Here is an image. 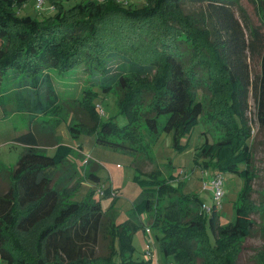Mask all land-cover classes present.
Segmentation results:
<instances>
[{
  "label": "trees",
  "instance_id": "trees-1",
  "mask_svg": "<svg viewBox=\"0 0 264 264\" xmlns=\"http://www.w3.org/2000/svg\"><path fill=\"white\" fill-rule=\"evenodd\" d=\"M28 1L0 0V102L11 103L13 95L33 116L48 114L60 98L50 71H68L87 63L92 77L85 89V102L93 122L71 120L68 133L73 137L95 129L98 143L135 152L143 138L138 132L143 117L152 135L172 133L173 145L181 151L189 144L188 140L182 143L183 139L191 135L205 113L200 93L204 83L212 82L213 91L228 88L226 97L216 99H225L223 112L230 117L233 129L212 140L205 131L193 161L203 168L213 164L216 174L235 172L245 180L232 224L220 225L215 206L208 214L201 209L203 202L199 198L176 195L179 191L170 185L177 180L174 174L168 179H145L136 174L135 181L143 187V194L135 210L138 214H153L154 225H162L161 249L177 264L180 254L189 259L188 253L176 250L179 238L194 233L205 234L208 249L218 251L215 258L221 259L220 264H235L230 246L250 236L255 225L251 217L254 154L243 116L252 92L257 120L264 125V0L255 1L261 11L260 25L240 8L249 38L235 16L232 0H201L207 4L202 17L186 13L184 0H146L142 5L128 2V6L118 0H81L70 6L65 0H51L56 12L43 18L18 13L17 8ZM248 51L260 59L255 79L247 61ZM5 77L13 83L7 88L2 87ZM96 87L106 93L124 90L118 103L128 118L127 124L120 126L112 119L102 121L95 103L99 93ZM142 104L146 107L139 115L135 108ZM231 105L237 108L240 118L230 112ZM15 140L25 145L17 165L12 169L0 165L14 182L6 193H0V262L134 264L131 232L106 216L100 200L90 196L83 202L72 201L76 188H69L67 176L56 179L57 170L70 161L74 148L57 143L54 154H46L31 129ZM86 176L100 181L94 171L86 172ZM167 194L171 198L167 207L179 206V210L172 209L169 220L161 221L157 210ZM261 212L264 213V200ZM166 223L168 226H164ZM38 227L32 251L17 238L14 247L10 246L8 234L13 228L20 234H30ZM104 237L108 247L107 254L102 255L97 248ZM116 238L120 239L119 246ZM208 264L216 263L210 260Z\"/></svg>",
  "mask_w": 264,
  "mask_h": 264
},
{
  "label": "rangeland",
  "instance_id": "rangeland-1",
  "mask_svg": "<svg viewBox=\"0 0 264 264\" xmlns=\"http://www.w3.org/2000/svg\"><path fill=\"white\" fill-rule=\"evenodd\" d=\"M79 1L81 0H65L63 2L66 6H70ZM118 1L123 6H128L130 3L142 5L146 0ZM127 1L130 3H126ZM255 1L256 3L260 2L257 0H232L230 2L235 16L244 27L247 38L250 37V32L244 23L240 8L248 13L254 24L260 25L262 24L261 11ZM183 8L186 13L202 17L207 11V4L201 0H184ZM17 11L20 15L30 14L43 18L54 15L56 9L51 0H45L42 8L37 7V0H29L27 4L18 7ZM247 55L251 76L255 79L260 71V59L257 56H252L250 51ZM87 66V63H82L68 71L55 69L50 71L53 85L57 93L60 94V98L48 114L33 116L27 111V107L18 103L13 95L10 97L12 98L11 103H7L8 100L0 102V165L8 169L17 165L25 150V145L17 142L15 138L30 129L37 135L39 146L46 154H54L57 143L71 145L74 148V153L71 155L70 161L60 166L56 173L57 180L67 176L66 183L69 188H76L71 200L83 202L92 196L93 199L101 201L106 216L116 225L123 226L128 233L131 232L134 247L131 260L134 261V264H177L172 255L167 256L161 249L159 239L163 237L162 225H154L153 214H138L135 210V204L143 194V187L135 181V175L145 179H151L153 176L168 179L172 174L177 175V180L170 183L171 187L179 191L176 195L182 194L191 199L197 197L202 200L203 204L213 206L212 191L205 188V182L216 175L217 169L213 164L208 168L196 165L193 158L196 149L205 139V131H209L207 135L212 140L227 133L228 129H233L230 117L223 112L227 106L225 99L222 102H218L216 99L220 95H227L228 88L224 87L213 91L211 89L212 82L204 83L200 93L205 113L191 135L183 139L182 143H186L187 140L189 142L185 149L180 151L174 147L172 133L161 132L158 136L152 135L146 124L144 125L142 117L139 120L138 132L142 134L143 138L140 139L138 151L131 152L98 143V131L95 129L82 131L77 137L69 135L68 124L71 120L85 124L93 122V116L86 108L85 102V89L87 90L92 77ZM12 84V81L5 77L2 87L7 88ZM96 88L99 93L95 97V103L102 121L112 119L120 126L127 124L128 118L121 112L118 103L119 97L124 95V90L117 89L106 93L99 87ZM145 107L146 104L138 105L135 108L136 112L140 115ZM231 107H229L230 112L240 118L236 112L237 108L232 105ZM16 108L18 109L16 110ZM61 118L62 120H60ZM243 118L247 119L246 127L250 131L248 139L254 154L253 169L256 178L253 181L252 205L254 211L251 217L255 225L252 234L241 242L232 244L229 251L235 254V264H264V213L261 212L264 200V125H260L257 120L252 92L249 97V108L245 111ZM56 120L60 121L54 123ZM89 171H94L100 177V181L95 182L88 179L86 172ZM222 175L224 196L218 212L220 225L226 227L235 220L236 207L241 204L245 180L235 172H224ZM12 185L14 182L10 174L4 168H0V193H6ZM101 189L111 190V192L106 191L101 194ZM170 199L169 194L165 195L159 205L157 212L161 215V221L168 219L169 211L172 209L179 210V206L167 207ZM185 204L184 208L186 209L188 205ZM201 209L203 210L202 207ZM195 212L196 215L200 212V206ZM108 218L107 222H109ZM164 226H168V223ZM39 229L40 227L35 228L30 234H20L13 228L8 234L10 246L14 247V239L17 238L28 251H32ZM119 240L116 238L118 246ZM107 245L108 239L104 237L98 245V252L102 255L107 254ZM13 250L15 251V249ZM176 250H183L189 255L188 259L185 254H180L179 264H208L210 260L220 264L221 259L215 258V255H219L218 251L212 250L211 252L208 249L203 233H194L192 236L179 238ZM14 253L17 254V251ZM0 264L2 263L0 262Z\"/></svg>",
  "mask_w": 264,
  "mask_h": 264
},
{
  "label": "built area",
  "instance_id": "built-area-1",
  "mask_svg": "<svg viewBox=\"0 0 264 264\" xmlns=\"http://www.w3.org/2000/svg\"><path fill=\"white\" fill-rule=\"evenodd\" d=\"M44 1L45 0H37V7L42 8ZM126 3H128V1ZM205 188L210 189L212 191V196L214 200L213 206H215L217 209L221 207L222 198L224 196L223 175L216 174L210 180L206 181ZM100 191H101V194L105 193L104 190L102 189ZM213 206L210 207V206H207L206 204H203L202 208L206 213L209 214L212 212Z\"/></svg>",
  "mask_w": 264,
  "mask_h": 264
}]
</instances>
